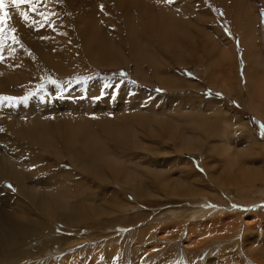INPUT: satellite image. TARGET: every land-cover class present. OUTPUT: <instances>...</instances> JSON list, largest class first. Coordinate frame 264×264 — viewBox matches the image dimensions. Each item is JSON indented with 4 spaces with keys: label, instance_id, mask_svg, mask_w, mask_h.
Returning a JSON list of instances; mask_svg holds the SVG:
<instances>
[{
    "label": "rangeland",
    "instance_id": "374dc122",
    "mask_svg": "<svg viewBox=\"0 0 264 264\" xmlns=\"http://www.w3.org/2000/svg\"><path fill=\"white\" fill-rule=\"evenodd\" d=\"M35 1L39 3L36 11L44 16V21L43 17L40 19L30 15L23 4L20 6L25 7L23 10L29 14L28 17L37 22L39 31L45 30L49 35H57L58 31L64 30L67 42L69 41V45L81 60L82 69L74 72H66L62 68L57 70L26 44L20 43V34L13 31L11 25V15L23 11L20 8L12 11L6 3V23L3 34L0 35V64L6 60L2 56V50L7 47L12 51L15 49L25 60L33 80L12 83L5 92L0 91V104L9 103V108L16 110L18 104L40 97L48 110H58V102L61 105L66 103H63L60 111L69 109L68 104L71 101L82 102L85 106L81 93L76 88H87L90 82L100 80L103 84L96 89L93 99L97 103L106 102L102 110H106L107 103L111 104L112 110L119 105L120 114H125L126 118L130 116L131 127H127L128 130L123 132H126L125 136H121L123 129L114 127L115 124L110 128L112 134L110 131L106 132V125L104 127L100 122L106 113L100 112V119L97 118L99 113L96 111V115L92 112L91 116H87V120L92 117L88 124L89 133L95 134V138L99 137L100 140H96L100 147L86 148L87 151H83L82 157L86 162L76 161L79 166L87 163L89 174L93 177L88 175L85 178L89 183L87 188H83L82 184H72L73 193L78 188L83 190L77 191L76 196L68 201L69 204L72 200L81 199L78 197H86L89 200L87 207L92 212L97 205L109 208L117 201V216L109 213L100 217L94 215L92 222L87 225L81 224L72 228L56 222L50 223L47 227L53 230L50 232L46 227L42 234H55L72 240L76 238L77 241L69 244L73 251L66 249L60 254L57 251L53 257L49 256L43 262L29 259L27 264H88L91 257L97 258L95 264H98L100 257L104 264H264V94L261 95L258 82L264 87V0H194L195 5L192 6L195 8L190 7L189 0H172L171 3L166 0H150L151 6H157L154 9L157 14L158 8H162L164 17L165 11L174 10L170 16L176 14L181 23L178 25V21L172 18L175 32H171L173 24L164 30L174 33L176 41L163 43L159 34H156L158 28L150 27L144 19L143 25L138 26L135 33L138 39L143 37L140 39V48L146 53L145 58L135 56L134 48L125 34V13L116 9L117 0H50L45 7H41L42 0ZM69 2L80 10L72 11ZM199 7L206 11L210 19L196 15ZM80 13L97 22L102 33L111 30L107 42L111 38L110 42L119 46L123 59H119L121 65L113 68L103 66L110 61V54L105 56L106 49L96 46H93L94 49L90 47V50L94 54L99 53L103 57V63L99 57L90 62L88 53L85 54L81 47L79 35H85L83 27L87 26L78 24L77 16ZM106 13H110L111 18ZM136 13L143 15L141 9H137ZM102 14L107 21H103ZM238 15H242L245 20L242 21L245 26L243 30L237 26ZM15 17L20 22L16 18L14 20L21 23V14ZM113 21L118 22L120 27L115 29ZM115 32H120V38L116 37ZM12 35L14 38L8 39ZM13 40L15 45H5ZM244 52L248 54L246 60L243 58ZM168 77L174 79L169 81ZM124 89L130 90L127 95L131 96L132 103L126 100L127 95L120 102ZM64 92L75 93L77 100L63 99ZM132 94L136 97H132ZM111 117L113 118L112 115ZM93 118L98 121L97 127ZM90 123H94V126ZM153 123L156 128L152 127ZM92 129H98V132ZM251 129L252 134L248 138L247 131ZM3 133L0 119V135ZM133 133L135 135L132 137ZM187 133L191 136L186 135ZM116 136L118 139L123 138L118 141ZM136 137L138 139L135 140ZM101 139L105 140V145H102ZM182 139L184 141L181 143ZM178 142L182 145V151ZM187 146L195 148L193 155L187 153ZM38 149L42 152L40 148H36ZM99 150L103 151L102 157ZM106 154L113 158V163L105 160L108 157ZM135 156H140L142 161L135 160ZM147 160L153 161L149 167L151 172L148 173L138 166ZM66 161H60V170H70ZM115 161L120 163L116 165ZM52 164L56 166L58 163ZM122 166L127 168L121 169ZM106 168H113L114 171H104ZM127 169L134 173L141 169L144 176H129L131 181L127 177ZM75 172L77 179L84 175L81 170L76 169ZM107 179L109 180L106 181ZM16 186L15 180H4L0 184V190L13 193ZM6 192L2 193L9 194ZM194 198L198 202L194 203ZM94 201H98L97 205ZM2 202L0 199V204ZM203 208L214 210L208 213ZM169 212H174L178 218L172 219ZM97 223L100 227L96 226ZM127 224L129 228L126 232L116 231L118 225ZM87 226L91 229L87 230ZM109 231H112L110 235ZM108 235L110 237H106ZM130 236L134 238L130 239ZM48 239L51 242L54 238L50 236ZM118 242L125 245L115 251L113 245ZM25 243L32 252L36 247L43 246L37 239L32 242L27 240ZM3 251L0 246V255L4 254Z\"/></svg>",
    "mask_w": 264,
    "mask_h": 264
},
{
    "label": "bare ground",
    "instance_id": "6f19581e",
    "mask_svg": "<svg viewBox=\"0 0 264 264\" xmlns=\"http://www.w3.org/2000/svg\"><path fill=\"white\" fill-rule=\"evenodd\" d=\"M149 1L150 0H129V2H126V0L125 1L124 0H117L116 1L117 2V4H116L117 11H119L120 13H125V15H124L125 19L123 18L126 22V33L125 34L129 38V41L134 48L135 56L136 57L138 56L140 58H145L146 53L140 48V39L143 37L138 39L139 37L136 36L135 31L137 30L138 26L143 25L142 21L144 19L147 20L148 23L147 22L146 23L149 24L150 27H155V29L158 28L156 34H159L160 40L163 43H169V42L173 43V41L175 43V41H176L174 33H171V32H175L174 30H176V27L172 23V22H174L172 18H175L174 20L178 21L177 18L179 16L177 18H176V16H177L176 14H174L175 17L170 16L171 13H174L173 12L174 10H172V12L171 11L170 12L165 11L166 17H164V15L162 14V8L161 9L158 8L156 10L158 12V14H157L154 10L155 7L157 8V6L153 5V3H152L153 1L151 2L153 6H151ZM189 1H191L190 7L195 8L194 6H192V5H195V4H193L195 1L194 0H189ZM155 3H157V1ZM68 4H69V8H71L72 11L73 10H76V11L80 10L79 8L74 7L73 4H71V2H69ZM91 5L95 8V6L93 4H91ZM91 5H90L89 9L91 8ZM7 6L12 11H15V9H17V7L15 5H13L12 3H7ZM99 7H101V6H99ZM99 7L97 10H99ZM19 8H20V10L23 11L22 13H24L27 16V19H24L21 15V23H19L20 20L17 19L15 17V15H20L21 13L20 14L14 13V15L13 14L11 15V18L13 19L12 20L13 23H11V25H12V28L14 29V31H16L17 34H20V38H21L20 43H22L24 45L26 44V46H28L31 50H33L38 56L42 57V59L45 62L54 66V68H56L57 70H58V68H62L66 72H74V71H78V70L82 69L81 65H80L81 60H80L78 54H76L75 50L69 45V43H68L69 41L67 42V39H66L67 37L65 36L66 33H64V30H63V32L58 31L57 35H53L52 33H51L52 35L51 34L49 35V33L46 32L45 30L39 31V29L37 28V22H35L32 18H29L28 17L29 14L27 15V13L23 10L25 7L23 8L20 6ZM127 8H128V10H126ZM86 9H88V7ZM137 9H141L143 15L136 13ZM101 10H103V9H101ZM147 10H149L150 13ZM165 12H164V14H165ZM225 12H226V10H225ZM103 13H105V12H103ZM106 15H107V17L110 16V18L112 16L110 13H106ZM157 15L161 16V17H158ZM196 15L203 17V18H205L206 16L208 17V14L206 13V11L203 8H200V10L198 12H196ZM238 17H239V20L236 21V22H238V25L237 24L236 25L239 27V29H242V28L244 29L245 26L243 25L242 21H245V20L243 19L242 15H238ZM15 18L17 20H19V22H16L14 20ZM101 18L103 19V21H107L105 19V16L101 17ZM208 18L210 19V17H208ZM108 21H110V20H108ZM116 21H117V19H116ZM116 21L112 22V24L115 25V29L117 27L118 28L120 27L118 22H116ZM137 21H139V22H137ZM177 21H175V22L177 23ZM179 21L177 23L178 25L181 23ZM77 22L79 25H80V23H83L84 26H87V28L83 27V28H85L83 30L85 32V35H79V36H80L81 41H82L81 47H82V49H84L85 54L88 53V55H89L88 59H90L91 63L94 60V58H96V57L101 58L100 62H102V60H103V57H101V55L99 56L98 55L99 53L96 54V52L93 50L94 49L93 46H96V47L101 48V49H103V48L106 49V55L103 52L105 56H107L108 53L111 55V56L110 55L108 56V58H110V61H107V65L104 64L103 66H109V67L113 68V67L121 65L120 64L121 62L119 63V59L121 58L122 53L119 49V46H114L113 43L110 42L111 38L109 40L110 44H109V42H107L108 37L111 35L110 34L111 30H107V32L104 31L105 33H102L103 31H100V27H99L98 23L93 21V19H88L87 15H84V14L82 15V13H80L77 16ZM171 24H173L171 32H169L168 30H164L166 27H168ZM59 27H60V25H59ZM142 28H144V27H142ZM180 29H181V27H180ZM114 31H116V30H114ZM120 32L116 33L117 38H120L119 37ZM106 33L109 35H107ZM150 33H151V31H150ZM181 33H182V30H181ZM151 35H153V34L151 33ZM146 38H147V36H146ZM150 38H151V36H150ZM90 47L93 48L92 51L95 52L96 56L94 53L91 52ZM143 48H144V46H143ZM108 50H110V51L108 52ZM2 53H3V55H2L3 58L6 60H3L2 61L3 63L1 62V64H0V91L1 92L2 91L5 92L7 90V88L9 87V85H11L12 83L17 84L19 82H27L29 80L31 82V80H33V76L30 74V70L27 67L25 60L20 56V54L15 49H13V51H12L9 47H7V48H4L2 50ZM247 55L248 54L246 52H244L243 58L245 60H246ZM135 56H133V58ZM0 58H1V56H0ZM250 58H252V57H250ZM13 71H15V72L13 73ZM12 73H13V76H11ZM35 78H38V76ZM168 79H169V81H171L172 79H174V77L173 78L168 77ZM177 81L178 80H175V82H177ZM258 82H259V91L262 95V94H264V87L260 84V81H258ZM172 83H174V81ZM102 84H103L102 81L97 80L93 83L90 82L87 88H82V87L76 88V91L81 93V98H83V102H85V106L82 105V102L79 103L78 101H76L77 96L75 93H70V94H66L65 92L62 93L63 99L66 100L68 98V100H69L70 98H72L73 100L75 99V101H76L75 103H77V104H75L72 101L69 102V104H68L69 109L66 107V105H64L65 108H67L68 110L62 109V111H60V109H61L60 107L65 102H63V103L61 102L62 105L58 102V104H57L59 106L58 110H56V109L48 110V109H46V105H44L42 103L40 97H35L28 102L26 101V102L18 104V109H16V110H12L11 108H9V106L11 105L9 103L0 104V119H2V128L4 129V133L2 135H0V145L2 146V147L0 146V184L4 180H8V181L9 180H15L17 183V186H16L15 191L13 193H9V192L0 190V199L3 200V202L0 204V246H1V249H4V251H3L4 254L0 255L1 256L0 264H27L29 259L34 260V261H38L40 263V262H43L44 259H47L49 256H52L54 254V252L59 251V253H57V254H60L61 252H63L66 249H70L73 251V249H72L73 247L70 246L69 244L77 241L76 238H74L72 240V238L65 237V236L60 237V236L55 235V234L54 235L53 234H49V235L42 234L43 230L48 225L50 226V223L56 222V223L62 224V226L64 225L65 227L72 228L74 226L78 227L81 224L87 225L88 223L92 222V219H94L93 218L94 215H95L94 217H100V216L104 215L105 213H109L112 216H117V213L119 211V205H118L117 201L114 202L112 205L110 204L111 207H109V208L97 207L98 205L96 203H98V201H94L93 203H95L97 206L95 209H93V212L87 207L89 200L86 197H82V196L78 197L81 199L74 200V201L72 200L68 204L69 199L71 197H75L76 196L75 194L77 191L83 190V188H87V186L89 185V183L87 181H85V178L88 175H90L88 167H87V163H83L82 166H79V164H76L77 163L76 161L83 160V158H82L84 156L83 151H85L86 148L87 149H95L100 144L96 140L99 137L96 136L98 138H95V136H94L95 134L89 133L88 124H89V122H91V120H89V119H92V117L87 120V116H91L92 114L90 115V113H92V112L95 113V111H96V113H99V114L96 115V113H95V115L97 116V118L99 117L98 119H100V116H101L100 112L106 113V115H105L106 117L104 116V118H102V120H100L101 124L104 127L106 125L104 130L106 132H109L110 128H113V125L116 124L114 127H118V128L122 127V129H123L121 131V133H122L121 136H125L126 132H125V134L123 132L128 130L127 127L129 128V126H130V121H131V118H129L130 116H128V118H126L124 116L125 114H122V113L120 114L119 105L114 110H112L111 104L107 103L106 104V107H107L106 110L105 109L102 110L103 109L102 107L104 106V104L106 102H104V104H102L103 101L97 103L96 100L93 99V96L94 95L96 96V89L98 87H100ZM172 87H173V85H172ZM123 92L124 93H123V96L120 98V102L123 99V97H126V95L130 92V90L124 89ZM141 94H143V92ZM120 95H122V93ZM127 96H128V98L126 100L130 101L131 96L130 95H127ZM142 96H144V95H142ZM132 97H136V96H134L132 94ZM135 101L136 100H134V102ZM123 103H124V101H123ZM121 105H120V107H122ZM83 106H84V108L82 110H80V107H83ZM132 110L133 109H131V111ZM122 111H123V108H122ZM128 111H130V109H128ZM139 113H141V112H139ZM103 114H102V116H103ZM95 115L93 117H95ZM110 115H112L114 119L112 117H111L112 118L111 119ZM107 116H109V118ZM123 116H124V118H123ZM134 116H135V113L133 114V117ZM142 116L144 117L145 115H142ZM145 117L147 118V116H145ZM155 118H157V117H155ZM95 119L93 118V120L95 121V127H97L96 122H98V121H96ZM138 119H140V118L138 117ZM90 124L93 125L94 123H90ZM153 125H154V123L152 124V127H153ZM93 126H92V128H94ZM135 127H136V124H135ZM153 128H156V127H153ZM157 128H159V127L157 126ZM94 129H92V130H94ZM133 130H134V127H133ZM152 131L155 132L154 130H152ZM95 132L97 133L98 129ZM251 132H252V129L250 131L249 130L247 131V133L249 134L248 138L252 134ZM116 133L114 132V134H116ZM139 133H140V131H139ZM139 133L137 132V134H139ZM141 133L144 134V132H141ZM190 133H187L186 135L191 136ZM127 135H129V133ZM134 135L135 134L133 133L132 137ZM174 135H176V134H174ZM177 135H178V133H177ZM193 135H194V133H193ZM178 137H179V135H178ZM120 138H123V137H119V139ZM116 139H118L117 136H116ZM119 139H118V141H119ZM136 139H138V137H136L135 140ZM183 139H185V138L183 137ZM183 139L181 140V143H182V141H184ZM98 140H100V139H98ZM191 140H193V138ZM101 141H102V139H101ZM104 141L105 140L103 139L102 145L106 144V142H104ZM187 142H190V141L188 140ZM191 143H192V141H191ZM178 144H179V142H178ZM179 146H180V144H179ZM190 146H192V145H190ZM104 147L107 149V146H104ZM176 147L178 148V145ZM36 148H40L42 150V152H40L39 149L36 150ZM186 148H187L188 154L193 155L195 153V152H193L195 150V148L193 149V148L188 147V146ZM87 149H86V151H87ZM179 149H181V151H182V147ZM196 149H198V148H196ZM183 150L185 151L186 149H183ZM99 152H100V150H99ZM101 152H103V151H101ZM101 152H100V156L102 157ZM109 153L114 155L113 152H109ZM123 155H125V154H123ZM112 159L109 158V156L105 158V160L107 162L111 161ZM137 159L139 161H142V160H140V156L139 157L135 156V160H137ZM64 160H67L66 162L69 163V165H70L69 171H66L65 169L64 170L59 169L60 161L62 162ZM132 160H134V159H132ZM83 161H85V160H83ZM94 161H96V160H94ZM127 161H130V160H127ZM155 161L156 160H154V162ZM151 162L153 163L152 160L151 161L147 160L144 163H140L138 166L140 168H144L143 171L145 170V172L148 173L150 171L149 167H151ZM52 163H58V164L55 166ZM114 163H116V165H117L120 162L117 163L115 161ZM101 164H102V162H101ZM123 164L125 165L126 163H124V161H123ZM157 164H160V163H157ZM161 165H162L161 167L163 168V164H161ZM52 166L54 167V169ZM98 166H100V165H98ZM105 166H107V165H105ZM102 167H104V166H102ZM124 167L122 166L121 169L125 170V168H127V167H125V168ZM76 169L81 170L82 173H84L83 176H80L81 174H79V176L81 177L79 179H77L74 176V175H76V172H75ZM106 169L107 170H104V171H111L113 168L111 170L109 168H106ZM130 170L131 169H127V171H129L128 176L125 174V172H123V174H125L130 180H131V177L136 176L139 178V177L144 176L141 173V171H142L141 169L139 171L134 170V171H137L135 173L132 172L133 170L132 171H130ZM112 171H114V170H112ZM156 173H158V172H156ZM158 174H160V173H158ZM90 176H92V175H90ZM129 176H131V177H129ZM153 176H155V174ZM160 176H159V178H160ZM108 180L109 179H107L106 181H108ZM135 180H137V179L135 178ZM183 182L185 183V181H183ZM72 184H75V185L82 184L83 188L82 189L78 188V189H76L77 191L75 193H73ZM140 184H142V183H140ZM174 186H175V184H174ZM134 187L136 188L135 190H138L136 186H134ZM139 187H142V186H139ZM179 188H180V186H179ZM132 189H133V187H132ZM60 190H64V191L60 192ZM2 192H4V193L6 192L9 194H4ZM109 193H111V192H109ZM112 197H113V195H112ZM189 198H191V197H189ZM193 201H194V203L198 202L197 198H194ZM102 205H105V204H102ZM203 210L207 211L208 213H211V212H213L214 209H210V208L204 209L203 208ZM169 213L172 216V219H174L176 217L178 218V216L174 212H169ZM99 225L100 224H98V223L96 224V226H99ZM128 228H129L128 224L126 226H123V225L119 226L118 225V229L116 231H120V232L125 231L126 232V230ZM89 229H91V227L87 226V230H89ZM107 229H105V230H107ZM52 230H53L52 228H50V229L48 228V231L51 232ZM109 230H112V229H109ZM111 233H112V231H109L108 234L110 235ZM115 234H117V233L115 232ZM109 235L106 237H110ZM50 236H53V238H54L51 242H50L51 239H48V237H50ZM78 236H79V234H78ZM102 236H103V234H102ZM98 237H99V235H98ZM133 238H134V236H130V239H133ZM35 239L39 240L40 244H42L43 246L42 247H36L35 251L32 252L30 249L28 250V244H26L25 242L27 240L32 242ZM110 245H112V243ZM122 245L124 247L125 243H123V244H120L119 242L114 243V245H113V247L115 248L114 250L118 251ZM104 249L107 250L106 248H104ZM98 250L100 251V249H98ZM108 250H109V248H108ZM114 254H116V253H114ZM109 256H112V255L109 254ZM103 257H104V255H103ZM96 261H97V258L91 257V259L89 260L90 263H88V264H95ZM102 263L104 264L103 259H101V257H100L98 260V264H102ZM71 264H75V263H71Z\"/></svg>",
    "mask_w": 264,
    "mask_h": 264
},
{
    "label": "snow or ice",
    "instance_id": "6c2138e0",
    "mask_svg": "<svg viewBox=\"0 0 264 264\" xmlns=\"http://www.w3.org/2000/svg\"><path fill=\"white\" fill-rule=\"evenodd\" d=\"M166 2L171 3L172 0H166ZM6 3H12L17 8H19V6L22 4L30 6L33 3H35V0H0V35L3 34V30H4L5 4ZM21 15L24 19H27V16L24 13H21Z\"/></svg>",
    "mask_w": 264,
    "mask_h": 264
}]
</instances>
